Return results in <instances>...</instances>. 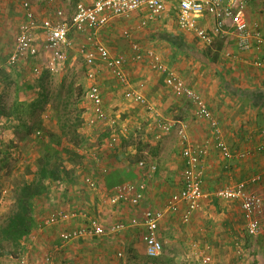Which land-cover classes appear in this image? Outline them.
Returning a JSON list of instances; mask_svg holds the SVG:
<instances>
[{
	"label": "crops",
	"instance_id": "crops-1",
	"mask_svg": "<svg viewBox=\"0 0 264 264\" xmlns=\"http://www.w3.org/2000/svg\"><path fill=\"white\" fill-rule=\"evenodd\" d=\"M34 1L35 3L48 8L47 5L39 3L38 0ZM93 1L94 0H83L82 4H91ZM23 3H29L34 18L38 23L50 18V15H48L46 12L39 11L38 4L33 6L30 0H0V70L4 65H6L8 57L13 52L19 27L24 22V9L22 7ZM57 11L61 10L58 9L54 11V13ZM243 17L245 18V21L251 30L255 29L264 32V1L256 0L250 2L243 11ZM148 20V13L144 8H142L131 13L130 16L125 18V20L112 21L111 24L100 30V37L112 52L109 51L106 47L105 48L112 54V56H123L125 58L124 69L126 71V75L131 87L138 90L144 96V98L148 96L152 98L154 96L153 92L158 91V80L156 76L158 75L159 77H161L159 74L150 70L148 62L145 59H143L139 63L133 61L132 57L134 53L131 50V43L138 45L142 49V51L151 50L155 52L160 56L162 61L167 66L168 63L171 62L176 67L183 66L185 69L188 68V73L192 72L191 76H194L196 78V83H200V85L204 87L206 83H203L204 85L202 84L201 81L203 77L201 76V73L192 70V63H190L191 59H187L191 57L193 60L194 56H189L187 53L190 51V48L193 47L211 49L217 43V41L220 40L219 43L222 44L223 48H225V45L228 44L227 46H232L231 50L239 53L238 58H235L234 60L233 58H231L233 61H231L230 67L233 69H238V71L241 70V74L230 68L232 75L226 76V78L228 80H230V78H234V85L228 87L227 90L225 87V89H223L222 87H216V85L214 86L213 82V84L207 86L206 91L208 90V92L204 93V90H202L201 93H203V95L205 94L206 96L205 103L211 111L213 118L216 121H219V126H221V129L223 130L222 132L227 144L228 135L233 136L235 130V139L239 140L237 138L240 137V133H238L237 128L238 126L240 127L241 124H245V121H243L242 119V108H252L251 106L253 105L249 102L248 99L242 100L238 97L239 95H242L241 92H245L248 94L252 91L262 89V86H259V84L264 83V74L256 73L257 69L255 63L259 61L263 65L262 67H264V49L252 50L249 52H240L236 46L235 38L231 36V34L227 35L223 39L215 38L213 41V45H211L210 47L201 45L192 33L182 32L178 29L176 22V3L173 0H169L166 2L165 10L161 17L154 19V21ZM197 25L202 28H210L211 24L209 23V19L205 18L202 20H198ZM120 28H122V39H118V32ZM124 33H127L129 37L124 38ZM37 34L40 38H42L41 33L37 32ZM79 35H83L88 41L92 42L94 40V35ZM130 39H132V41L134 42H130ZM229 41L232 42H230L229 44ZM95 42L97 41L95 40ZM153 48L155 50H153ZM198 52L200 53V51ZM172 68L173 66H171V69ZM175 71L178 74L177 70ZM199 71L202 72V70ZM215 73L217 72L215 71ZM186 84L188 87H190L188 83ZM200 85L197 88H200ZM243 85H245V87ZM139 87H141V90L138 89ZM105 90L106 92L103 95L101 94L103 109L107 114H110V109L113 110V108L117 107L121 103V101L125 100L123 99L124 89L122 88L119 91L112 89ZM131 106H133V108L129 109ZM131 106L130 104L128 105V103L124 102L123 106L121 107L122 109L119 110L117 108L119 111L117 110L118 112L116 114H118L119 112L123 114L122 116H124L123 118L125 119L124 126L127 125L126 123L128 122L131 127H134L135 125L138 126L137 130L139 131L141 129V124L137 122L141 120V122L143 123L147 122V120H145L144 115L142 114L143 110L139 106ZM152 107H154V104L152 105ZM132 111L135 112L133 113V115L131 113ZM136 113L139 117L134 115ZM158 120L159 119H152L151 124L148 125L149 129L150 126L151 128L157 129ZM6 126L7 127H5L4 131L5 139L3 137L0 139V148L2 150H5V146L8 145L7 150H5L4 153L6 155H11V150H16L17 146L15 145L16 142H13L14 139L8 137L7 133H10L11 128H9L8 125ZM97 127L98 126L95 124L92 131L90 130L92 133H88L87 131L86 134L87 138H89V142L93 143L94 147L96 146L95 151H102L101 148H103L105 144L108 143V140H103L105 138L99 139L101 131H98ZM131 127L130 129H132ZM192 128H194L193 131ZM156 131V133H160L158 129ZM230 132H232V134H230ZM7 138L9 139V142L6 141ZM156 138L157 137H155L154 139ZM192 138H196L199 140L203 139L201 142L195 141L194 143L196 144H191V141H189V143L193 147L201 146L205 142L210 141L211 138L209 126L208 133L206 134L203 130L202 124H198V126L196 127H193L191 125L190 139L188 140H192ZM244 138L247 142L246 147L243 149H239L238 151H247L248 157L239 162H237V160L231 161L230 163H226L223 161V163L228 166L227 169H224L228 170L224 171V174L226 175L227 173H230L235 177V182L233 184L229 183L230 186L237 184L238 181L250 177L251 175L261 173L264 170V153L255 159L250 155L252 154V151H255L256 145L259 141V136L256 137L255 144H250L248 142V139L250 140L251 138L250 135H246V137ZM139 140V143H153L152 139L148 142L146 137L141 135ZM123 146H125V144ZM252 146L253 148L251 151L250 148ZM133 147L134 146L122 147L121 145V147L119 148L117 146L113 151L115 153L108 157L104 153L100 154V158L102 159V161L99 165L97 164L99 160L96 158H92L95 156V154L88 155V153L86 154L85 152L84 154L86 156L88 155V157H83L82 165L80 166V168H78L80 171L87 173L91 172V174H93L92 165H86L87 163H89L88 160L90 161L91 159V162H93V167L99 168V171L102 172L101 174H106L100 181V185L98 187L99 190L96 194H100L101 188L110 190V194L106 196L101 195L97 202L101 203V201H103L100 204L101 206L107 207L109 209L112 208L113 215L111 214L112 217L110 219L114 223L117 222L128 224L130 217H133L135 215L137 219H140L141 213L148 208L157 210L163 209L166 201L171 196V194L178 192L182 186V171L179 173V176H177V164L175 166L174 163H170L169 161V165L163 163V165L158 168V177L148 186V188L144 192L143 200L138 206L139 208H134L135 211L133 210V207L128 204H118L115 206L108 205L107 200L112 195L115 187H117L118 185L135 182L133 180L135 179L133 176L134 174H136L137 176L136 182L141 179L137 163H155L158 166L157 161L152 159L144 160L138 158L140 160L137 161L136 164L133 165L132 163H130L128 156H130V154L136 153V150L135 148L133 149ZM104 148L106 149V146ZM210 148H213V145H209L208 151ZM91 149L93 150L94 148L92 147ZM81 153L83 154V152ZM142 154L144 156H147L146 152H142ZM138 155L136 157H139ZM209 155L210 153L207 154L202 163V189H204V187H207V192H211L216 189L214 185V179L219 176V167L213 161L215 156L210 155L209 157ZM180 164V170H183V158L181 159ZM224 164L222 165L223 167ZM97 168L95 170H97ZM0 174L6 175L3 168L0 171ZM89 176L92 177L90 174ZM260 184L261 183L255 185L254 189L258 191H264V183H262L261 185ZM75 189L76 186L70 183H56L50 187V191L47 196H44L36 202V228L33 230L28 243L37 240V242H39L38 245L36 244L37 247H46L45 253H47L48 251L55 250L59 246L60 232L71 230L72 228H77L81 225V221L73 220L55 225L50 228H40L41 222L50 214L56 211L72 212L70 210H73L75 206L74 203L78 202V197H75L78 195L73 194V191ZM208 196L209 194H205V198L202 200L200 209L198 210L199 212L197 211L196 213H194L188 224L185 226H182V224L180 223L183 207L177 214L173 215L168 213L164 216V218L159 223L158 238L165 249L163 250L162 256L158 260L157 264H183L184 262H187L190 257L195 256L196 253L198 254L200 249H202L200 255L204 253L212 257V264H229L228 262H230V255L228 252V248L226 247L239 246L240 240L238 239L237 235L241 228L239 224L242 225V229L244 230L239 204L234 201H225L228 203V205L225 207V210H222L220 212L221 217H219L217 216V211H212L214 207L212 206L211 208V206H209L211 205V201L208 200ZM128 207L131 209L133 216H130L131 214L129 213V211H126ZM213 212H215V214ZM213 216L217 217L213 218ZM138 232L141 236L144 231L140 227H134L129 228L119 234L113 235L111 236V238L108 237L110 238V241H100L97 243H93L92 239L77 241L74 242L76 244L71 243L66 245L63 249L56 253L57 256L55 255V257H58L59 255V258L62 261H66L68 259L70 260V264H117L116 258L121 257V253L123 254L126 247L131 252L136 248V246L134 245L135 239L133 235H136V233ZM263 235L252 239H259ZM141 237L138 236V238L140 239ZM184 241L188 243L189 246L185 247V249H182L180 244ZM27 249L32 250V246H28ZM66 251H68L69 253H67V255L65 256ZM63 252L64 256L61 257V255H63ZM142 252L143 255H145L144 244ZM138 253L139 251L136 250V254ZM118 254H120V256H118ZM128 264L133 263L128 261Z\"/></svg>",
	"mask_w": 264,
	"mask_h": 264
},
{
	"label": "rangeland",
	"instance_id": "rangeland-1",
	"mask_svg": "<svg viewBox=\"0 0 264 264\" xmlns=\"http://www.w3.org/2000/svg\"><path fill=\"white\" fill-rule=\"evenodd\" d=\"M30 1L32 2L33 6L38 4V3H35L34 0H30ZM82 3H83V0H57V3L54 6H51V7L48 6V8H46L45 6H41L40 4H38V6H39L40 12L44 11L48 15H50V19H53L54 11L58 9L61 10L63 12V19L66 22H69V18L73 14L75 7L78 4H82ZM128 16L130 15H127L125 17H122L116 20H125V18H127ZM148 21H154V20L149 19ZM121 32H122V28L119 29L118 39L119 38L122 39ZM36 38L39 40L38 41V47H39L41 44V41H40L41 38L39 37L38 34L36 35ZM93 39L94 40L92 42L88 41L83 35L76 34L71 30L68 36L69 46L62 51V60H59L55 63L56 68L53 72L47 69L48 61H50L51 55L45 54L41 51L39 52L38 56L35 59L26 58L13 66H8L7 64L4 65L0 70V73H1L0 74V92L3 91L4 89V93H5L4 100L7 103V106L11 105L15 101L17 96H19L17 100L24 104H29L35 99H37L38 97L37 92L40 94V90H38V85L41 82V80L45 78L44 75L48 74L49 77L43 83L45 84V93L49 94L48 99L51 101V104L52 103L56 104L57 95L61 94L62 101L64 102L68 101V103L72 105L69 110L71 113V118L75 119L78 125L77 126L78 138L72 144H73V147L77 149V151H79L80 153L83 152V154L81 153L83 157H88V155L95 154L93 158H96L99 160V162L97 163L99 165L102 161V159L100 158L101 157L100 154L104 153L108 157L115 153L113 151L116 149L117 146L119 148L121 147V145L122 147L134 146L133 149L135 148L136 153L130 154V156H128L130 163L134 165L137 163V161L140 160L138 158H141L144 160L146 159L156 160L158 164L156 174L153 176L152 179L146 182L145 191L148 188V186L158 177L157 176L158 168L161 165H163V163L169 165L168 162L170 161V163H174L175 166L177 164L176 171L178 172L177 176H179V173L182 171L180 170V166H181L180 163L182 159V156H181L182 143L179 138L180 129H184L188 139H190L191 125L193 127H196L198 126V124L199 125L202 124L203 130L206 134L208 133L209 125L207 122L200 121L195 117L193 106L191 105L189 101L173 96L165 87L162 77H159L157 74L155 75H157L156 77L158 80L157 81L158 91L153 92L154 96L152 98L149 96L145 97V100L152 108V111H148L144 107L136 103H133L131 101H126V100L121 101V103L117 107L113 108V110L110 109L111 111L110 114L106 113L108 115L109 122L111 124L97 125L98 126L97 130L101 131L99 135V139H103V138H105L103 140L107 139L108 140L107 142H112L113 147L108 148L107 145L105 144L106 149L104 148L105 147L104 146L103 148H101L102 151H95L96 146L94 147V144L89 142V138H87L86 132L88 131V133H90L94 126H89V123L93 119V117H92L91 105L87 101V97H86L88 88L90 86V82L87 79L88 73L91 70L95 72L96 74L95 82L96 84H98V87L102 95L106 92L105 89L107 90L112 89L116 91H119L122 89V86L119 85V83L115 79H113V77L110 74H108L109 72L106 71L105 68L102 67L99 63H96L94 67H89L85 63L83 53L90 52L93 50L92 49L93 42H95V40L98 43L102 44L104 47H106L109 51H111V49H109L107 44H105V42H103L102 38L100 37V31L97 32L93 36ZM129 41L134 42L132 41V39H130ZM230 42L232 41H229V44ZM217 43L219 42L217 41ZM227 45L228 44L225 45V48L222 47L220 53L218 54L215 52L216 51L215 45L211 49H203L202 47L201 48L193 47V49H195L194 51H196L197 53H199L198 51L206 52L209 50L211 52L210 59L211 57H216L217 55V60L215 64L208 62L206 59H203L202 60L203 62L200 61L199 60L200 55L198 54L193 55L194 56L193 60L191 57L187 58L188 60L191 59L190 63H192V68H193L192 70H195V71H198V73H201V76L203 77L201 82L202 84L206 83V85L203 84L204 87L200 85V83L199 84L196 83L197 82L196 78L194 76H191L192 72L188 73V68L185 69L183 66L176 67L171 62L168 63V67L171 69V66H173L172 70L174 71L177 70L178 75L181 76L182 79L185 80L186 83L190 85L192 90H194V92H196L205 101L206 96L205 94L203 95L201 91L204 90V93L208 92V90L206 91L207 86L213 84V82H214V86L216 85V87H222L223 89H225L224 87L226 83L228 87L234 85V78H230V80H228L226 76L232 75L230 71V68H231L230 63L235 58H238L239 53L231 50L232 46H227ZM153 50L155 49L153 48ZM121 57L123 58V60L125 59L123 56ZM231 58H233V60ZM123 69H124V66H123ZM198 69L202 70V72H200ZM231 69L241 74L240 73L241 70L238 71V69H233V68ZM256 69H257L256 73L264 74V67H256ZM215 71L217 73H215ZM24 84H28L34 87L36 89L35 92L33 94L26 92L23 88ZM1 85L3 88H1ZM199 85H200V88H197ZM243 86L245 87V85ZM259 86H262L261 88L264 89V83L263 84L260 83ZM138 89L141 90V87H139ZM124 102L128 103V105L130 104V106L131 105H134L137 107L139 106L143 110L142 114L144 115V118L145 120H147V122L142 123L141 120L137 122L141 124V129L139 128L140 129L139 131L137 130L138 126L135 125L134 127H131V125L128 122L126 123L127 125L124 126L125 119L123 118L124 116H122L123 114H121V112L116 114L120 109H122L121 107L123 106ZM51 104L49 102V104L44 105L41 112L36 111L35 113H33L31 117L27 115L22 117L23 122L26 123L28 126H35L36 124L41 123L45 127L46 130L57 133V123H56V120H54V115L51 111V106H50ZM153 104H154V107H152ZM251 107L252 108H248V107L242 108V116H243L242 119L243 121H245V124L243 123L241 124L240 127L238 126L237 128L238 133H240V137L237 138L239 140L235 139L236 130L233 133V136L228 135L229 145L228 144L227 145L232 151H238L239 149H243L246 147L247 142L245 141V138H244L246 137V135H250L251 137L250 140L248 139V142L250 144H255L259 129L261 127H264V109L259 110V108H256L253 106ZM132 108L133 106H131L129 109H132ZM24 110H27V109H24ZM131 113L133 115V113L135 112L132 111ZM134 115L139 117L137 113ZM152 119L153 120L159 119L163 122L166 121L167 123H170L172 125L170 132H168L167 134H163L161 131H159L161 134L156 133L157 132L156 130L158 128L157 129L151 128V126H150L151 130H150L148 125L151 124ZM194 122H197V123H194ZM201 122H203L204 124ZM217 123L219 124V121H217ZM17 124H18L17 122H14V123L10 122L6 124V121L0 117V139L2 137L3 138L5 137L4 131H5V127H7L6 125H8L9 128L11 129H10V133L9 134L7 133V135L8 137H11V139L12 138L14 139L13 142H16L15 145L17 146L16 150H13V149L11 150L10 152L11 155H6L4 153V151L7 150L8 145L5 146L4 148L5 150H2L0 148V171L3 168L6 174V175L0 174L1 175V178H0V225L4 223L5 219L13 211L14 192L19 188V186H21L23 182L30 181L32 179L30 174L35 170L34 162H35L36 157L38 156V152L40 149L39 140L42 134L41 133L35 134V135L31 134L27 136L25 134V130L22 128H18ZM130 127L132 129H130ZM193 130L194 128H192V131ZM37 131L39 130L36 128V132ZM230 134H232V132H230ZM140 135L145 136L148 142L152 139L153 143L152 142H150V144L139 143ZM155 137L157 138L154 139ZM223 137H224V134H223ZM202 140L203 139L199 140L196 138H192V140H189V141H191L190 142L191 144H196L194 143L195 141L201 142ZM6 141L9 142V139L7 138ZM72 144L70 146H72ZM124 144L125 146H123ZM209 145H213L212 139L210 140ZM253 146L250 148L251 151H252ZM92 147L94 148L93 150L91 149ZM85 152L86 154L88 153L87 156L84 154ZM142 152H146L147 156H144ZM209 153L210 155L215 156L213 161L219 167V170H218L219 176L214 179V185L216 189H214L211 192H207L206 191L207 187H204L203 191H204V194H209L208 200L211 201L210 202L211 205L209 206H211V208L212 206L214 207L212 211H217L218 212V213L216 212L217 216L221 217L220 212L222 210H225V207L228 205V203L220 200L218 197L215 196V194L218 191H221L229 187L230 186L229 183L233 184L235 182V179H234L235 177L227 172L226 173L228 175L224 174V171H228V170H224V168H222L223 167L222 165L224 164L223 160L221 159L218 152L214 150V146L213 148L209 149L208 154ZM262 154L263 153L252 151V154L250 155L254 157L255 159L261 156ZM137 155L139 157H136ZM239 161H242V160H237V162ZM88 162L89 163H87L86 165L88 166L92 165L93 174H91V172L87 173V172L80 171L78 168H80L82 164L78 168H76L74 171V175L72 178V182H73L72 184L76 186V189L73 191V194L78 195V196H75L76 198L78 197L77 199L78 202L74 203L75 206L73 210H70V211H81V210L85 211L87 212L88 215H90L91 217H94L104 228H107L112 224H116L117 222L114 223L110 219L113 215L112 208L109 209L107 207L101 206L100 204L103 201H101L100 203V202H97V200L99 199V197H101V195L106 196L110 194V190L101 188L100 194L99 193L96 194L97 192L89 191L83 184V180L86 177V175L89 176L90 174L92 178L95 180V182L97 183V186L99 187L100 181L103 179V177L106 174H101L102 172L99 171V168L93 167V162H91V159L90 161L88 160ZM94 166H95V163H94ZM96 168L97 170H95ZM133 176L135 178L133 179L135 182H132V183H138L141 180L139 179V181L136 182L137 180L136 174H134ZM227 182H228V185H227ZM254 188L255 187L251 186L249 190L252 192L258 193V194H264V191H258V190H255ZM103 200H104V197H103ZM138 206L133 207V210L134 208L135 209L139 208ZM148 209H151V208H148ZM158 210H161V209H158ZM126 211L127 212L129 211V213L131 214L130 216H133V213L131 212V209L129 207L127 208ZM213 213L215 214V212ZM216 217L213 216V218H216ZM132 219H137L136 215L133 217H130L129 221H131ZM180 223L182 224V226H185L188 224V223L183 224L182 222ZM239 226H241V228L237 235H238V239L240 240L239 241L240 245L237 247H234V246L226 247L228 248V252L230 255V262L228 263L229 264L231 263L232 264H264V235L259 239L249 238L245 235L244 230L242 229V225L239 224ZM139 232L136 233V235L135 234L133 235L135 239L134 245L136 246V248L133 249L131 252L126 247L124 249L123 254L121 253V257L116 258L117 264H128V261H130L133 264H145L144 257H147V256L143 255V252H142L143 244H142L141 236L143 234L140 236ZM138 236L141 237V239L138 238ZM108 237L111 238V236H106L102 238H94L92 239V242L97 243L100 241L101 242L110 241V238ZM28 242L29 241L25 243L23 250L21 252V255L25 254L27 258L29 259L30 264H40L42 261L43 255L45 253L46 247L38 248L37 245L39 242H37V240H34L31 243H28ZM30 245L32 246V250L27 249V247ZM180 246L182 249H185V247L189 246V244L184 241L180 244ZM164 249L165 248L162 244V253ZM136 250L139 251L138 254H136ZM201 250L202 249L199 250L198 254L196 253L195 256L190 257V259H188L187 262H184L183 264H198L201 256L204 255V253L200 255ZM67 253L69 252L66 251L65 256L67 255ZM62 256H64V252H63V255H61V257ZM160 257L157 259L159 260ZM54 258H56L53 261L54 264H60V263L70 264V260L67 259L66 261H62L59 258V255L58 257H54ZM16 259L17 258H14L12 256L4 257L3 259H0V264H17ZM211 261H212V257H211Z\"/></svg>",
	"mask_w": 264,
	"mask_h": 264
},
{
	"label": "built area",
	"instance_id": "built-area-1",
	"mask_svg": "<svg viewBox=\"0 0 264 264\" xmlns=\"http://www.w3.org/2000/svg\"><path fill=\"white\" fill-rule=\"evenodd\" d=\"M169 0H94L91 4H78L69 22L63 19V13L57 11L53 19H46L38 23L31 11L29 3H23L24 22L18 30L15 39V47L7 59V65L13 66L28 58L35 59L39 52L50 54L48 61L49 71L55 70V63L62 60V51L69 46L68 36L70 31L77 34L95 35L112 21L130 15L131 13L144 8L150 20L162 16L166 2ZM177 9V27L180 31L192 33L201 45L210 47L215 38L223 39L227 35L233 36L236 46L240 52L264 49V32L251 30L243 17L245 7L256 0H173ZM264 1V0H259ZM39 3L51 7L57 0H38ZM209 19L210 28H202L197 25L198 20ZM37 32L41 33V44L38 47ZM124 37L129 35L124 33ZM133 61L139 63L143 59L148 62L151 71L159 74L167 90L175 97L182 98L191 103L195 117L205 121L209 125L210 138L214 150L218 152L221 159L230 163L234 160L247 158V151H232L227 145L222 130L213 118L211 111L205 101L187 86L185 81L172 69H170L151 50L142 49L131 43ZM84 61L89 67L96 63L103 66L109 74L124 89L123 97L127 101L136 103L148 111L152 108L144 96L131 87L127 75L123 69L124 60L122 57H113L112 54L100 43H93L91 52L83 53ZM256 67H262L261 62L255 63ZM87 79L90 82L86 97L91 105L92 117L89 126L111 124L108 115L103 109L101 92L96 84V74L91 70ZM157 128L163 134L170 132L172 125L157 121ZM259 141L255 151L264 153V127L258 131ZM179 138L182 143L181 156L184 160V168L181 174L182 186L180 190L172 194L161 210L146 209L141 213L140 219H132L128 224L116 223L104 228L94 217L88 216L85 211H56L45 218L40 228H50L55 225L73 220L81 221V225L71 230L60 232L59 246L55 250L48 251L43 255L40 264H53L54 257L66 245L94 238H102L119 234L129 228L140 227L143 229L142 242L145 247V255L151 259H157L162 254V244L158 238V227L166 214H177L182 209L181 222L187 224L192 215L201 206L205 194L202 189L203 183V159L208 154L210 141L201 146L193 147L188 140L184 129H180ZM108 148L113 147L108 142ZM93 158V157H92ZM94 159V158H93ZM141 181L138 183H126L118 185L108 198L110 206L128 204L136 207L143 200L146 182L153 178L157 171L155 163H137ZM224 169L228 166L224 164ZM261 176L264 177V171ZM260 176L256 175L247 181L239 182L218 191L215 196L222 201H234L239 204L242 215L245 234L250 238H256L264 234V194L247 191V186L259 181ZM85 187L91 192H97L98 186L95 180L86 176L83 180ZM120 256V254H118ZM17 264H30L25 254L17 259ZM198 264H212L209 255H202Z\"/></svg>",
	"mask_w": 264,
	"mask_h": 264
},
{
	"label": "trees",
	"instance_id": "trees-1",
	"mask_svg": "<svg viewBox=\"0 0 264 264\" xmlns=\"http://www.w3.org/2000/svg\"><path fill=\"white\" fill-rule=\"evenodd\" d=\"M215 46V52L217 54L220 53L222 44L216 43ZM194 50L190 48L187 54L192 57L198 54L200 55V61L206 59L208 62L215 64L217 55L210 59L211 52L209 50L200 53ZM44 77L38 85L40 94L37 92V99L29 104L19 102L17 100L19 96H17L15 101L7 106L4 100V89L0 92V117L7 123L17 122L18 128L24 129L27 136L31 134H42L39 140L40 149L34 162L35 170L30 174L32 179L23 182L14 192L13 211L5 219L4 223L0 225V259L11 256L18 258L21 255L25 243L29 240L33 230L36 228V202L49 194L50 187L53 184H72L74 171L82 164L83 160V155L72 144L78 138L77 121L71 118L69 111L72 105L68 101H62L61 94L57 95L56 104H51V101L48 99L49 94L45 93V84H43L49 75L46 74ZM23 86L24 90L28 93L33 94L36 90L28 84H24ZM1 88H3L2 85ZM225 88L228 90L227 84ZM241 94L238 98L242 100L248 99L254 107L259 108V110L264 109V89L252 91L248 94L241 92ZM49 102L54 120L57 123V133L46 130L41 123L35 126H28L23 122L22 117L26 115L31 117L36 111L41 112L43 106L49 104ZM36 128L39 131L36 132ZM70 143L72 146H70ZM261 173L251 175L238 181V183L259 175V181L247 186V191H250L249 188L251 186L254 187L259 183H264V177L261 176ZM157 260L144 257L145 264H157Z\"/></svg>",
	"mask_w": 264,
	"mask_h": 264
}]
</instances>
